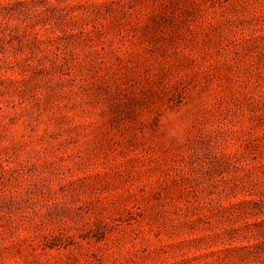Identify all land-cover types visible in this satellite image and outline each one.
Returning a JSON list of instances; mask_svg holds the SVG:
<instances>
[{"label":"rangeland","instance_id":"rangeland-1","mask_svg":"<svg viewBox=\"0 0 264 264\" xmlns=\"http://www.w3.org/2000/svg\"><path fill=\"white\" fill-rule=\"evenodd\" d=\"M39 4L45 5L43 11L35 10ZM227 4L113 0L103 6L100 23L108 26L112 39L111 85L103 78L92 85L104 109L100 123L81 131L92 137L95 159L108 162L94 169L106 173L107 180L101 176L82 193L87 201L74 211L63 201L51 203L41 217L33 211L34 223L39 221L32 225L33 235L15 246L22 264H264V14L232 21L233 14L224 11ZM249 7L247 0H236L232 10L243 15ZM77 11L78 5L65 0L56 5L12 0L0 6V15L19 20L0 28V53L11 55L14 46L13 51L28 48L36 58L34 66L21 69L28 76L21 95L32 87L42 91V119L57 106L66 115L76 112L69 93L78 78L74 63L61 52L79 40L85 47L93 43L71 25L69 18ZM185 73L200 74L209 100H236L234 118L247 133L237 149L242 158L221 154L195 127L185 149L161 137L163 109L189 102L188 83H176ZM0 88L12 94L14 81L0 80ZM32 119L25 110L22 117L7 119L4 132L24 140L25 133L47 135L43 125L25 126ZM79 119L71 116L73 127ZM79 134L60 145L61 155L73 147L68 142L83 139ZM35 173V165L24 169L31 185L23 188L22 197L10 190L18 183L14 170L0 166V227L9 234L10 214L32 207L38 202L34 198H50L48 184L31 179ZM234 175L239 177L231 180ZM226 177L231 187L224 184ZM84 188L82 181L74 184L73 202ZM217 192H225L226 199L210 202V212L203 211ZM193 207L203 214L188 215ZM130 236L136 254L125 251L127 243L112 247Z\"/></svg>","mask_w":264,"mask_h":264},{"label":"clouds","instance_id":"clouds-1","mask_svg":"<svg viewBox=\"0 0 264 264\" xmlns=\"http://www.w3.org/2000/svg\"><path fill=\"white\" fill-rule=\"evenodd\" d=\"M10 2L12 0H0V6ZM235 2L236 0H228L224 9L226 13L233 14L232 21L238 16L251 18L257 13L264 14V0H247L250 7L243 12V15L238 8L236 11L232 10V5ZM110 3H113V0H65L66 5L79 6V11L69 18L71 25L77 30H83L84 37L93 41L85 47L79 40L71 46H66L67 52H64L63 49L61 52L62 56H66L69 61L74 63V75L78 78L75 88L69 93L76 106V112L72 114L66 115L60 111L63 106H57L49 112L46 119H42L39 110L44 102L42 91H37L36 87H32L30 92L21 95L24 91V82L28 81L27 74L21 69L34 66L36 58L28 48H24L22 52L13 51L14 46L9 50L11 55L0 53V80H12L15 85L12 94H8L3 88H0V93H2L0 94V109L3 110L0 111V166L5 171L14 170L18 183L11 186L10 190L19 196L23 197V188L31 185L29 178L24 176V169L31 165L36 166V173L31 179L38 183L46 182L51 189L50 198L49 195L44 198H34L38 199V202L32 207L22 208L14 216L11 214L8 216L11 221V234L5 228L0 227V253H2L0 264H22V258L15 254V246L20 245L22 241L33 235L32 225L39 223V221L34 223L36 216H43L44 209L51 203L63 201L67 207L74 211L80 203L87 201V196L82 193L94 188L101 176L107 180L106 173H97L94 169L98 163L108 164V162H98L95 159V148L90 147L95 146V143L90 135L81 130L90 131L92 127L100 123L101 113L104 109L103 101L93 94L92 85L100 81L101 78L111 85L112 39L108 34V26L100 23L102 19H105L103 6ZM47 4L56 5L57 0H47ZM44 6L39 4L35 10L43 11ZM5 23L14 25L18 24L19 20L0 15V28H3ZM64 31L67 30L64 28ZM59 62L56 61V63ZM179 81L187 82L191 89L189 102H183L182 106L177 108L166 107L163 109L164 121L161 129L164 131V135L161 137H167L169 143L177 145L180 149H185L188 135L195 127L215 145V150H220L221 154L242 158V153L237 149L242 147L243 137L247 133L242 123L234 118L236 110L232 107V103H237L236 100L233 99L232 103L228 99L209 100L207 83L202 81L198 73H185L183 76L176 77V83ZM221 103L224 104L223 109L220 108ZM6 105L7 107H5ZM25 110L30 111L33 117L32 120L25 122V126L43 125L47 135L33 138L30 133H25L28 139L24 140L4 132L7 119L20 118ZM72 115L80 117L76 127L72 126ZM50 123L51 127H49ZM78 132L80 133L79 137H83V139L78 143L76 140L68 142L73 147L61 155L60 145L70 141L73 134L77 136ZM49 135L53 137V140H48ZM172 137L175 139L171 140ZM229 148L231 151L225 153V149ZM234 177L239 176L234 175L231 180ZM81 181L85 188L78 193V199L73 202L71 199L72 187L76 182ZM224 184L231 187L228 177L224 179ZM59 185L65 186L63 192L57 191ZM224 199H226L225 192H217L211 201L206 202L203 211L210 212V202L221 203ZM33 211L37 215L34 216ZM193 212L197 216L203 214L201 210L193 207L188 210V215ZM85 219L87 218L85 217ZM2 223L3 221H0V224ZM219 226L220 222L213 227ZM134 239L135 237L131 236L126 241L117 239L112 247L119 249L127 243L129 247L125 251L130 255L136 254L138 249L133 243ZM172 246H178V244Z\"/></svg>","mask_w":264,"mask_h":264}]
</instances>
